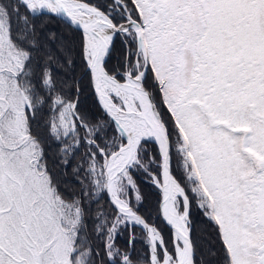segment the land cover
<instances>
[{"label":"snow or ice","instance_id":"obj_1","mask_svg":"<svg viewBox=\"0 0 264 264\" xmlns=\"http://www.w3.org/2000/svg\"><path fill=\"white\" fill-rule=\"evenodd\" d=\"M42 15L79 31L101 115L59 74L70 56L37 55ZM73 162L69 192L55 168ZM141 170L168 234L140 213ZM105 195L111 211L90 226ZM194 206L218 264H264V0H0V264H204ZM134 227L139 256L133 232L127 250L116 243Z\"/></svg>","mask_w":264,"mask_h":264},{"label":"trees","instance_id":"obj_2","mask_svg":"<svg viewBox=\"0 0 264 264\" xmlns=\"http://www.w3.org/2000/svg\"><path fill=\"white\" fill-rule=\"evenodd\" d=\"M21 15L26 14V9L20 8ZM29 19H32L29 17ZM32 22L36 25L37 30V40L43 46L41 50L37 53L39 57H45L48 52L60 56L61 53H65L70 56L72 60V65L69 67L64 65L61 61L60 64L56 65V68L60 75L67 77H74L80 81V107L81 110L89 114L101 115V110L99 108L95 93L89 85L88 76L85 75L83 60L80 56V33L75 31L73 28L69 27L62 18L55 16L42 15ZM20 27H23V21H18ZM16 25L14 24V27ZM55 34V39H50L51 34ZM122 44L120 39L117 38L115 41V48L110 60V64L115 65L119 63V58L122 55ZM43 131V129H41ZM155 144L149 142L146 145L152 154H155ZM56 144H52L50 148V154L53 159L56 157ZM79 158V157H78ZM75 167V162L72 166L67 169H61L58 165L55 170L61 180L62 186L66 188L69 192L79 189V184L77 183V177L74 175L72 168ZM136 183L140 188L143 200L139 204L140 213L146 218L151 217L156 221L158 226L165 232L169 233L167 225L163 223L162 220L158 219L159 215V201H160V191L149 179L148 175L143 172V170L138 173H133ZM105 208L111 211L110 205L108 203L107 196H103L99 200V203L90 205L89 213V225L91 226V218L95 216L97 209ZM192 224H193V238L198 245V256L203 260L204 264H218L220 259L219 252L216 251L220 248L219 241L217 239L216 230L212 223H210L206 218L200 213V211L194 206L192 212ZM133 232L136 236V241L134 243V256H139L147 252L146 243L144 241V232L140 227H134L131 229L124 228L121 229V235L117 238V246L123 250L129 248V232ZM99 243V241H97ZM215 252V255L212 253Z\"/></svg>","mask_w":264,"mask_h":264},{"label":"rangeland","instance_id":"obj_3","mask_svg":"<svg viewBox=\"0 0 264 264\" xmlns=\"http://www.w3.org/2000/svg\"><path fill=\"white\" fill-rule=\"evenodd\" d=\"M132 196H133V199H134V196H135V193L134 192L132 193Z\"/></svg>","mask_w":264,"mask_h":264},{"label":"water","instance_id":"obj_4","mask_svg":"<svg viewBox=\"0 0 264 264\" xmlns=\"http://www.w3.org/2000/svg\"><path fill=\"white\" fill-rule=\"evenodd\" d=\"M112 54H113V52H112ZM142 215V214H141Z\"/></svg>","mask_w":264,"mask_h":264}]
</instances>
